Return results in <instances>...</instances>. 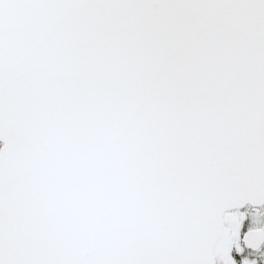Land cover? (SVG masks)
<instances>
[{"label": "snow or ice", "instance_id": "snow-or-ice-1", "mask_svg": "<svg viewBox=\"0 0 264 264\" xmlns=\"http://www.w3.org/2000/svg\"><path fill=\"white\" fill-rule=\"evenodd\" d=\"M0 264H264V0H0Z\"/></svg>", "mask_w": 264, "mask_h": 264}]
</instances>
